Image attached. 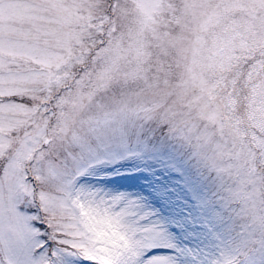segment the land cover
Wrapping results in <instances>:
<instances>
[{
	"label": "clouds",
	"instance_id": "obj_1",
	"mask_svg": "<svg viewBox=\"0 0 264 264\" xmlns=\"http://www.w3.org/2000/svg\"><path fill=\"white\" fill-rule=\"evenodd\" d=\"M39 2L41 51L20 54L35 135L24 168L37 203L55 197L44 213L53 227L78 215L108 243L66 161L76 137L125 120L170 132L211 178L216 203L232 200L245 158L264 153V0ZM224 216L237 230L248 222Z\"/></svg>",
	"mask_w": 264,
	"mask_h": 264
},
{
	"label": "snow or ice",
	"instance_id": "obj_2",
	"mask_svg": "<svg viewBox=\"0 0 264 264\" xmlns=\"http://www.w3.org/2000/svg\"><path fill=\"white\" fill-rule=\"evenodd\" d=\"M10 2L0 0V264H82L80 257L94 264H179L177 256L182 253L169 226L187 231L198 222L222 224L226 211L247 217L248 222L238 230L227 227V240L222 241L210 264H248L257 247L264 250V153L248 154L235 182L233 199L218 205L214 195L200 191L195 175L188 171V163L195 157H190L183 144L163 127L147 131L122 125L94 127L88 135L75 138L76 150L69 153L66 163L78 175L89 160L101 162V157L123 154L135 144L153 155L162 172L175 176L173 183L157 180L147 197L75 188L78 200L92 212L106 213L116 221L121 239L114 244L101 243L78 215L69 225L53 227L44 213L55 197L42 199L40 195L37 203L32 178L24 163L23 167L19 163L35 139L26 118L29 74L20 54L41 51L42 37L36 22L42 5L39 0H22L28 6L27 14L13 18L4 11ZM114 149L123 152L114 153ZM194 164L199 175L206 178L199 163ZM161 201L174 208L166 218L155 206ZM194 208L199 209L198 215L193 214Z\"/></svg>",
	"mask_w": 264,
	"mask_h": 264
},
{
	"label": "rangeland",
	"instance_id": "obj_3",
	"mask_svg": "<svg viewBox=\"0 0 264 264\" xmlns=\"http://www.w3.org/2000/svg\"><path fill=\"white\" fill-rule=\"evenodd\" d=\"M12 15L13 18L24 16L28 12V6L22 0H11L9 7L4 9ZM26 102L30 105L31 100L27 97ZM117 125L125 128L135 125L129 121H122ZM115 152H123L122 149H114ZM26 155L19 162L23 167ZM53 170H55L53 166ZM188 171L194 174L199 182L200 191L206 195H212L213 184L210 177H201L195 167L194 162L189 161ZM127 177L131 179H121ZM175 176L162 172L159 164L151 153L141 151L135 144L129 146L127 152L123 154H113L109 157H101V162L89 160L86 165L80 167L77 175L72 172L70 183L74 188H83L85 190H103L114 191L117 194L140 195L147 197L157 180H163L166 183L175 182ZM109 181L110 183H104ZM42 199H47V194L41 193ZM163 217H168L174 208L170 207L165 201L155 205ZM193 214L198 215L199 209L194 208ZM94 225H100L96 231L98 239L110 237L108 244H114L122 236L119 233L116 221L109 215L96 214L93 218ZM227 222L216 225H205L197 223L195 228L184 231L176 225L169 226V232L172 234L173 242L181 253L177 256L179 264H210V261L218 255L222 241L227 240ZM206 229V230H205ZM220 235L217 239L215 234ZM103 247V245H101ZM107 250V249H105ZM167 251V249H166ZM175 251V250H172ZM23 260V257H19ZM82 264H90L93 261L84 257L78 258ZM87 261V262H85ZM248 264H264V250L257 247L248 257Z\"/></svg>",
	"mask_w": 264,
	"mask_h": 264
}]
</instances>
